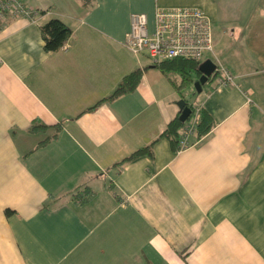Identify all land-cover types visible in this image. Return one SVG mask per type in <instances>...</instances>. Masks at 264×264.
<instances>
[{
  "label": "crops",
  "instance_id": "1",
  "mask_svg": "<svg viewBox=\"0 0 264 264\" xmlns=\"http://www.w3.org/2000/svg\"><path fill=\"white\" fill-rule=\"evenodd\" d=\"M19 1L37 14L0 23V264H264V0ZM156 7L202 10L234 77L201 87L214 126L181 150L160 135L196 75L125 47ZM54 18L71 35L45 52Z\"/></svg>",
  "mask_w": 264,
  "mask_h": 264
},
{
  "label": "built area",
  "instance_id": "2",
  "mask_svg": "<svg viewBox=\"0 0 264 264\" xmlns=\"http://www.w3.org/2000/svg\"><path fill=\"white\" fill-rule=\"evenodd\" d=\"M34 14H37V11L25 7L19 0H0V23L4 22L7 15L13 19H32ZM125 47L135 56L144 55L156 66L173 59L202 62L206 54L213 53L211 21L202 10L195 7H156L153 27L149 30L146 14L133 13L126 33ZM213 63L216 88L234 85L231 73L221 63ZM196 118L195 110L178 140L179 150L189 146L187 139L194 131Z\"/></svg>",
  "mask_w": 264,
  "mask_h": 264
},
{
  "label": "trees",
  "instance_id": "3",
  "mask_svg": "<svg viewBox=\"0 0 264 264\" xmlns=\"http://www.w3.org/2000/svg\"><path fill=\"white\" fill-rule=\"evenodd\" d=\"M40 32L43 39V45L42 49L45 52H53L60 49L69 39L71 35L70 28L61 22L59 19H50L49 21L45 22L40 27ZM201 62H196L192 60L187 59H173L165 61L159 65H157L162 71H175L177 72L180 77L182 78V86H186L190 80V73H193L196 75V79L200 76V73L198 72V65ZM156 66V65H155ZM141 77V70L136 69L129 74L125 75L119 84L116 86L114 91L104 99L99 100V103L110 101L112 99L117 98L118 96L128 93L132 91L137 83L139 82ZM195 79V80H196ZM211 79V78H210ZM208 79V81L210 80ZM194 80V81H195ZM97 105H94L90 107L89 109H94ZM188 106L191 108L192 112L189 118L187 119V122L192 118L194 115V109L192 104H188ZM181 123L178 120V115L173 118L166 126V128L161 133L160 137H165L174 148L176 146V142L178 143L179 135L184 129V126L187 123ZM214 126V122L210 116V114L203 110H199V113L197 115L196 121L194 123V132H195V139L198 140L205 134H207L211 128ZM34 127V125H33ZM148 147H144L142 149H139L132 153L128 158L124 159L122 162H125L127 160H132L134 158H137L138 156L144 154L145 151H147ZM178 150V147L176 148Z\"/></svg>",
  "mask_w": 264,
  "mask_h": 264
},
{
  "label": "water",
  "instance_id": "4",
  "mask_svg": "<svg viewBox=\"0 0 264 264\" xmlns=\"http://www.w3.org/2000/svg\"><path fill=\"white\" fill-rule=\"evenodd\" d=\"M214 69L215 64L210 59H206L198 65L200 76L193 82L197 93L201 92V87L205 85L208 79L213 75ZM177 106L179 109L178 120L181 123H184L191 115L192 110L183 99H180L177 102Z\"/></svg>",
  "mask_w": 264,
  "mask_h": 264
},
{
  "label": "rangeland",
  "instance_id": "5",
  "mask_svg": "<svg viewBox=\"0 0 264 264\" xmlns=\"http://www.w3.org/2000/svg\"><path fill=\"white\" fill-rule=\"evenodd\" d=\"M204 59H210V54H206L204 56ZM194 77V75H193ZM207 85V84H206ZM182 94L184 96V98L186 99L188 104H193L196 105L199 102V96L201 95V93H197L195 91V87L194 84H189L186 88V90H182Z\"/></svg>",
  "mask_w": 264,
  "mask_h": 264
},
{
  "label": "flooded vegetation",
  "instance_id": "6",
  "mask_svg": "<svg viewBox=\"0 0 264 264\" xmlns=\"http://www.w3.org/2000/svg\"><path fill=\"white\" fill-rule=\"evenodd\" d=\"M185 127H186V125L184 126V129H185ZM184 129H183V131H184ZM183 131H182L181 135L183 134ZM181 135H180V136H181Z\"/></svg>",
  "mask_w": 264,
  "mask_h": 264
}]
</instances>
